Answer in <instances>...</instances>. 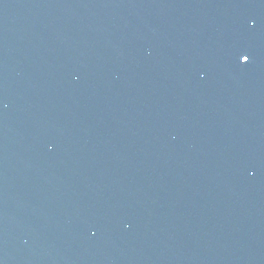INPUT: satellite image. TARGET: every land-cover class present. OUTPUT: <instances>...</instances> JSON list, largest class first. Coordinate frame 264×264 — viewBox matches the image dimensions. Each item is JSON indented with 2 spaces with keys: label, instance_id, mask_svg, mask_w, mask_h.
Wrapping results in <instances>:
<instances>
[{
  "label": "water",
  "instance_id": "95a60500",
  "mask_svg": "<svg viewBox=\"0 0 264 264\" xmlns=\"http://www.w3.org/2000/svg\"><path fill=\"white\" fill-rule=\"evenodd\" d=\"M0 264H264V0H0Z\"/></svg>",
  "mask_w": 264,
  "mask_h": 264
},
{
  "label": "snow or ice",
  "instance_id": "6c2138e0",
  "mask_svg": "<svg viewBox=\"0 0 264 264\" xmlns=\"http://www.w3.org/2000/svg\"><path fill=\"white\" fill-rule=\"evenodd\" d=\"M240 60H241L242 63H246V62L249 61V56L247 54H242L240 56Z\"/></svg>",
  "mask_w": 264,
  "mask_h": 264
}]
</instances>
